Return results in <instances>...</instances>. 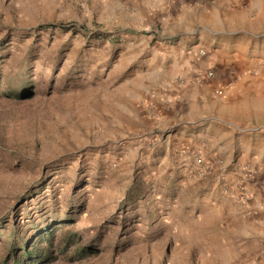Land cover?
I'll list each match as a JSON object with an SVG mask.
<instances>
[{"label": "rangeland", "instance_id": "374dc122", "mask_svg": "<svg viewBox=\"0 0 264 264\" xmlns=\"http://www.w3.org/2000/svg\"><path fill=\"white\" fill-rule=\"evenodd\" d=\"M180 1L0 0V264H15L11 243L32 245L19 264H228L238 256L264 211V145L234 183L222 159L202 158L213 169L197 177L192 160L163 155L142 114L154 51L173 39L170 15L192 6ZM223 1L231 7L209 25L246 31L264 49V0ZM250 78L264 87V57ZM256 121L264 126V111Z\"/></svg>", "mask_w": 264, "mask_h": 264}, {"label": "crops", "instance_id": "0c3cea01", "mask_svg": "<svg viewBox=\"0 0 264 264\" xmlns=\"http://www.w3.org/2000/svg\"><path fill=\"white\" fill-rule=\"evenodd\" d=\"M184 1L191 8L182 12L174 8L170 15L176 18L173 39L154 51L158 54H153L146 71V82L154 85L145 90L142 114L163 155L175 160L183 157L186 165L195 160L192 155L222 159L221 172L234 183L241 164L260 154L264 145V131L259 133L264 126L256 121L264 111V87L250 78L264 49L258 52L246 31L245 36H236L239 31L225 33L209 25V17L220 21L218 13L223 15L231 2ZM164 102L168 107L159 111L151 107H161ZM219 178L224 177L220 174ZM250 190L257 193V188ZM252 224L255 227L249 226L245 239L236 245L238 256L228 264H264L258 258L259 251L264 255V211L253 216Z\"/></svg>", "mask_w": 264, "mask_h": 264}, {"label": "trees", "instance_id": "16d2710c", "mask_svg": "<svg viewBox=\"0 0 264 264\" xmlns=\"http://www.w3.org/2000/svg\"><path fill=\"white\" fill-rule=\"evenodd\" d=\"M61 28H66L64 26H60ZM68 30V29H67ZM96 39H101L100 37L96 38ZM105 38H102V41H104ZM53 235V232H51L50 230L45 233V232H42L40 234H38L37 238H38V243L37 245L33 248L34 251H37V256L36 257H42L43 255V251L41 249V246L40 244L45 240V238H48L50 236ZM7 246H9L10 248V254H9V257L15 259V264H19L20 262V259L18 258L19 255H20V252H22V255L23 257H27V256H31L32 255V252L28 249V248H31L32 245H29L28 248L25 247L23 248L22 250H20L19 248H15L14 246V243H11V244H8ZM83 251V250H82Z\"/></svg>", "mask_w": 264, "mask_h": 264}, {"label": "built area", "instance_id": "2783aa9c", "mask_svg": "<svg viewBox=\"0 0 264 264\" xmlns=\"http://www.w3.org/2000/svg\"><path fill=\"white\" fill-rule=\"evenodd\" d=\"M209 75H211V73H209ZM163 106L168 107L166 105V102H164V105H161V107L158 106L157 108H155L154 105L151 104V107L154 111H159L161 109H164ZM218 163L221 164V162ZM191 165H192L191 170L193 174L197 177H204L210 174V172L213 169V164L211 162L199 158L195 159ZM263 204H264V199H263Z\"/></svg>", "mask_w": 264, "mask_h": 264}]
</instances>
